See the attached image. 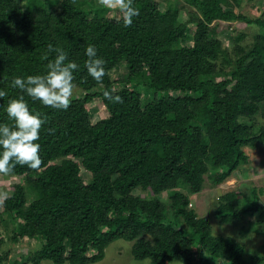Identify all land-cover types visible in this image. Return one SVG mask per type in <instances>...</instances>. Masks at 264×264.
<instances>
[{"label":"trees","instance_id":"1","mask_svg":"<svg viewBox=\"0 0 264 264\" xmlns=\"http://www.w3.org/2000/svg\"><path fill=\"white\" fill-rule=\"evenodd\" d=\"M162 1L133 0L139 15L125 26L104 0H0V122L11 125L5 107L22 95L12 78L43 74L56 55L45 57L49 43L79 66L67 109L24 95L44 118L42 163L0 173L27 183L1 203L0 263L13 264L11 248L34 239L40 246L23 264H92L115 240L131 241L133 257L150 264H264V252L247 255L235 237L215 233L191 201L207 180L218 186L249 162L245 146L264 143V7L248 15L244 0H168L164 9ZM232 22L258 33L237 31L226 45L219 30ZM88 44L105 61L102 81L87 73ZM122 63L126 77L113 79ZM141 85L152 92L146 101ZM98 98L107 114L92 121ZM259 197L255 188L223 191L212 212L232 225L253 213L249 223L264 225Z\"/></svg>","mask_w":264,"mask_h":264},{"label":"rangeland","instance_id":"2","mask_svg":"<svg viewBox=\"0 0 264 264\" xmlns=\"http://www.w3.org/2000/svg\"><path fill=\"white\" fill-rule=\"evenodd\" d=\"M162 1V0H157ZM168 0H163L161 8H166ZM173 3L180 4L182 6L183 1L179 0H169ZM167 2V3H166ZM109 5V14L111 16L119 17L121 15V10L119 6L118 0H111ZM264 7V1L259 0H244L243 6L241 10L248 15H259L261 14L262 8ZM238 10V8H236ZM184 17L186 16L185 12ZM191 28L192 33L195 31V25L191 24L189 26ZM257 26H247L245 23L240 22H232L222 29L219 30V37H221L226 45L232 43V34L235 35L237 31H245L247 35V39L251 40L255 33H258ZM127 75V66L125 63H122L119 69H114L111 72V76L113 79H121L123 80ZM141 92L143 93L144 101L148 100L152 96V92L148 90L147 85H141ZM78 91V90H76ZM89 107V106H88ZM90 112L92 115V121L99 119L100 117H104L107 114L106 107L100 99H95L91 106ZM245 151L249 155L250 159L247 164L242 165L240 168L235 170L229 177L225 179V181L215 186L209 180L206 181L205 188L202 192L197 194H191L193 206L200 215L208 216L210 221L212 222L213 229L215 233L230 235L235 237L237 240L246 245L247 255L250 254H262L264 252L263 242H264V232L262 231V227L264 225H260L254 223L251 225L250 221H256L257 216L253 213L246 214L241 223L237 225L232 224H224L219 222L218 218L215 216L213 211L212 203L217 201V197L223 191H228L232 189H240L245 193H249L252 188H255L257 193L259 194V202L264 203V143L259 147H244ZM81 175L82 177L89 181L91 178V173L84 167H81ZM22 182L24 185H27L24 176H4L0 174V211L3 209L1 205L4 198L11 193L12 186L15 183ZM262 191L260 192V189ZM35 196V195H34ZM32 198V195H31ZM215 204V203H214ZM214 206V205H213ZM5 221H8V218L5 217ZM4 221V222H5ZM3 222V223H4ZM252 222V223H253ZM0 223V231L4 232L5 223ZM255 228V229H253ZM257 230V231H256ZM33 245L37 247L40 246L36 240H24L20 244H17L11 248L12 253V261L13 264H23V262L27 261L29 254L28 252L33 248ZM36 247V248H37ZM132 242L128 240H115L112 242L106 252L105 258L102 260L92 263V264H150L148 259L138 260L135 259L131 253ZM20 254V255H19ZM17 255L18 258H15ZM19 255V256H18ZM15 258V259H14ZM0 264H11V262L0 263ZM25 264H34L31 262H27ZM38 264H56L51 260H42ZM67 264V263H64ZM168 264H187L182 261L172 260Z\"/></svg>","mask_w":264,"mask_h":264},{"label":"clouds","instance_id":"3","mask_svg":"<svg viewBox=\"0 0 264 264\" xmlns=\"http://www.w3.org/2000/svg\"><path fill=\"white\" fill-rule=\"evenodd\" d=\"M106 5L111 0H104ZM122 12V22L125 26L131 25L133 17L139 15V9L134 7L133 0H119ZM48 53L55 52L53 59L48 60L46 71L43 74L17 75L11 80V87L21 90L22 95L11 98L5 107L11 125L0 122V173H9L16 164L38 168L42 161L40 156L39 136L41 126L44 124L42 114L32 111L25 100L26 94L33 101L56 109H67L74 90V70L78 64L68 60L67 52L53 44L47 45ZM87 59L84 64L87 73L96 81H102L105 75V61L97 54L95 45L85 47ZM6 93L0 90V97ZM103 95L112 102L119 103L122 97L113 95L105 90Z\"/></svg>","mask_w":264,"mask_h":264}]
</instances>
